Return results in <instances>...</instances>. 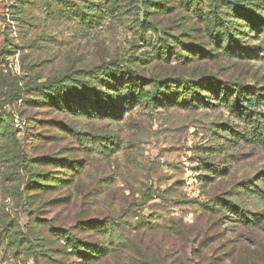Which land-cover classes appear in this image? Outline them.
<instances>
[{
  "label": "rangeland",
  "instance_id": "1",
  "mask_svg": "<svg viewBox=\"0 0 264 264\" xmlns=\"http://www.w3.org/2000/svg\"><path fill=\"white\" fill-rule=\"evenodd\" d=\"M55 10L59 12L58 7ZM60 13L45 9L41 0H0V95L40 77L126 57L134 43L144 47L131 13L105 14L95 29ZM249 41L254 49L264 47V33ZM262 55H253L252 60L208 59L194 64H206L207 72L223 80L244 82L264 92ZM33 95L22 92L20 96L26 101ZM4 99L0 97L1 113L16 109L29 120V127L0 140V264L34 263L8 241L5 228L11 229L10 224L26 233L28 223L73 225L85 218L115 219V233L121 241L148 243L156 258L168 253L178 264L264 263V140L251 131L241 137L245 124L226 108L137 105L123 108L117 120H90L35 109L25 102L4 105L9 101ZM70 123L90 139L112 135L116 144L104 153L84 151L73 132L62 131L61 126ZM54 133H63V137L43 143L42 136ZM37 135L40 142H36ZM48 155L65 162L75 159L82 170L71 184L38 194L27 188L24 161L31 158L34 172L42 171L47 166L38 159ZM204 161L221 172L208 171ZM218 198L228 199L246 210L248 217L256 215L261 220L245 225L229 209L204 206ZM33 228L35 234L40 232ZM35 247L36 254L43 251L40 241ZM126 248L128 252L118 255L122 262L136 254L135 248ZM104 264L117 263L110 259Z\"/></svg>",
  "mask_w": 264,
  "mask_h": 264
},
{
  "label": "trees",
  "instance_id": "2",
  "mask_svg": "<svg viewBox=\"0 0 264 264\" xmlns=\"http://www.w3.org/2000/svg\"><path fill=\"white\" fill-rule=\"evenodd\" d=\"M19 1L32 3L34 0ZM41 3L54 14L61 12L76 17L91 29L101 25L105 14L131 13L132 23L137 26L144 47L141 43H134L126 57L105 60L80 71L60 72L44 79L40 77L20 85L10 93H1L0 97L4 95V100H9L4 105L18 102L22 99V92L24 95L33 93V98L22 99L21 104L25 102L35 109L38 106L90 120H117L123 108L132 109L137 105L200 109L211 104L226 108L245 124L241 137H247L251 131L264 140V110L261 109L264 92L260 87L223 80L218 74L207 72L206 64H194L208 59L252 60L253 55L263 56L264 47L260 45L254 49L249 38L258 40L264 33V0H41ZM8 109L6 113L0 111V140L21 132L13 126ZM61 129L73 132L87 152L104 153L110 144H116L112 135L104 139L85 137V133L75 129L73 123L61 126ZM60 137L63 133L41 138L43 143L47 140L48 143ZM41 138L37 135L36 142ZM24 162L27 188L38 194L71 184L82 170L75 159L65 162L56 155L38 159L40 164L47 166L42 171L34 172L31 158ZM204 163L208 171L214 174L221 172L211 167L210 162ZM53 168H58V171ZM146 194L151 196L150 192ZM211 203L204 206L214 210L229 209L242 224L261 220L256 215L248 217L246 210L228 199L218 198ZM34 210L40 211L39 208ZM116 222L108 218L78 219L73 225L40 221L37 226L28 223L26 233L19 231L16 224H10L12 228L6 227L5 230L13 248H20L22 253L28 254L29 259H34L33 264H104L110 259L117 264H178L168 253L156 258L148 243L136 245L130 241L131 244L127 245L121 241L115 233ZM33 227H38L40 232L35 234ZM37 241L43 248L40 253L43 261L40 254L35 253ZM126 245L135 248L136 254L122 262L118 255L128 252Z\"/></svg>",
  "mask_w": 264,
  "mask_h": 264
},
{
  "label": "built area",
  "instance_id": "3",
  "mask_svg": "<svg viewBox=\"0 0 264 264\" xmlns=\"http://www.w3.org/2000/svg\"><path fill=\"white\" fill-rule=\"evenodd\" d=\"M21 103L22 99H19L18 104ZM8 112L10 114L13 126L19 131L24 130L28 124L27 119L24 118L16 109L9 108Z\"/></svg>",
  "mask_w": 264,
  "mask_h": 264
}]
</instances>
